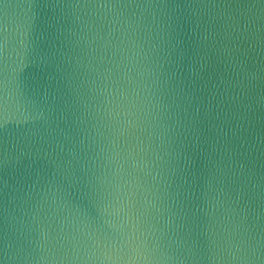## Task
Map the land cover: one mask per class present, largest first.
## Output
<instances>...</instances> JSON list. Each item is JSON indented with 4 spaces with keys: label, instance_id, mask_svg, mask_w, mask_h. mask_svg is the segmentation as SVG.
Listing matches in <instances>:
<instances>
[{
    "label": "water",
    "instance_id": "water-1",
    "mask_svg": "<svg viewBox=\"0 0 264 264\" xmlns=\"http://www.w3.org/2000/svg\"><path fill=\"white\" fill-rule=\"evenodd\" d=\"M0 264H264V0H0Z\"/></svg>",
    "mask_w": 264,
    "mask_h": 264
}]
</instances>
